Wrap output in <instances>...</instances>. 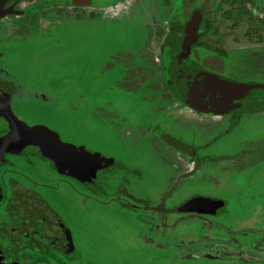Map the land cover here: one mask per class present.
<instances>
[{
	"label": "rangeland",
	"instance_id": "1",
	"mask_svg": "<svg viewBox=\"0 0 264 264\" xmlns=\"http://www.w3.org/2000/svg\"><path fill=\"white\" fill-rule=\"evenodd\" d=\"M20 1L24 8L35 6V11L21 18L12 17L6 24L0 23V84H5L8 102L23 121L53 137L71 142L87 139L86 147L109 162L105 169L97 171L93 182L86 183L89 191H93L89 194L99 197L105 215L116 213L119 226L137 224V218L121 205L130 203V195L141 199L137 204L143 203L144 199L146 204L158 200L155 195L167 181V168L162 158L172 147L169 144L174 136L172 131L180 129L171 124L170 110H167L166 116L156 118L150 116L148 110L154 103L152 97L158 98L161 94L160 44L170 26L175 31L192 4L189 0H184V3L182 0H96L99 12L96 17H90L87 16V7L56 6L50 3L53 0ZM193 1L196 7L202 9L204 17L214 19L218 24V33L231 32L233 40L226 39L223 43L225 48H258L256 34L262 31L257 29L256 20L264 24V0H259L261 4L258 0L248 1L243 5L244 9H233L235 11L226 20L220 16L221 13H214L218 0ZM229 8L224 6V9ZM238 9L245 10V14H236ZM261 15L263 20H259ZM30 20L35 24L27 25ZM9 26L12 27L11 32L6 31ZM20 30L27 32L23 37L25 40L16 36ZM164 58L167 63V55ZM250 59L252 62L248 66L243 65L247 62L246 55L234 56L229 68L241 73L237 74L239 76L255 75L264 66V58L261 66L258 57ZM263 75L257 80L263 79ZM121 84L131 85L125 90ZM138 85L141 87H136ZM254 94L259 96L260 90H253L251 98ZM103 105L110 110L105 114L115 115L116 119L112 120L114 130L100 129L99 124L104 120L101 114ZM159 108L154 110L159 111ZM140 120L144 126L146 124L145 130L141 129ZM131 125L130 135L122 142L120 132L131 129ZM144 132L160 144L170 146L166 151L158 150L156 153L145 136L142 137ZM210 133L205 132L199 142H212L218 136ZM196 146L199 158L228 157L240 147L251 149L248 150L249 157L264 155V122L259 125L256 118L247 119L240 131L219 138L216 147L210 150L212 152L201 153L199 145ZM187 147L190 149L191 146ZM239 160L237 156L236 163ZM255 172L261 175L260 180L263 181L253 182L255 173L243 169L224 176L220 188H212L207 177L202 179L196 175L192 180L175 185L171 198H163L164 201L169 200L168 207L173 208L195 195L228 201L226 219L220 215L215 218L226 228H221L219 234L228 241L232 238L237 243L246 242V246L241 248L229 245L231 248L227 250L223 249V244L211 246L212 243H209V247L202 248L195 255L186 254L184 262L212 264L203 263L206 258L227 262L237 260L235 264H264V246H254L255 236L264 225V165ZM155 188L158 190L156 193L153 192ZM70 207L76 210L74 205ZM99 224L93 222L88 225V236H97L94 240L96 246H88L86 250L89 264H145V260L158 258L159 253L153 250L154 246L149 243L139 245L130 233L133 232L131 227L128 229L130 232L118 233L114 232L115 229L112 231L111 226L109 230L106 224ZM195 246L181 247L191 250ZM261 248L262 251L257 250ZM201 254L208 257H201Z\"/></svg>",
	"mask_w": 264,
	"mask_h": 264
},
{
	"label": "flooded vegetation",
	"instance_id": "2",
	"mask_svg": "<svg viewBox=\"0 0 264 264\" xmlns=\"http://www.w3.org/2000/svg\"><path fill=\"white\" fill-rule=\"evenodd\" d=\"M55 1L60 2L56 3ZM63 1L65 2L64 4L62 0H53L50 3L61 7H74L75 5L82 8L87 7L89 9L87 16L90 17H96L99 12L97 10L99 3L96 0H89V2L84 0ZM33 11H35V6L24 8L21 6L20 0H0V23L6 24L7 21L10 22L12 17L21 18L33 13ZM222 18L224 19V17ZM261 19L263 20V15L259 18V20ZM206 20H208L209 25L207 32H205L204 27V24L207 23ZM256 21L258 23L257 29L262 31V33L256 34L258 48L256 50L247 48L228 49L223 46V43H225L226 39L231 38V32H227L228 34L218 33L219 26L214 22V19L210 20L208 17L203 16L197 31L189 32V36H186L190 43L185 57L181 60V64L183 66H199L236 84H264V77L261 80H257L264 74V71H261L264 70V66L257 70V77H255L256 74H242V76H239L237 74L241 73L229 68L232 58L237 55L240 57L247 56V62L243 65L249 66V62H252L250 58L255 56L259 58L260 66L262 65V58H264V24L258 20ZM33 24L35 22L30 20L27 25ZM185 24L186 17L184 15V18L177 24V27H180L178 29H183ZM11 28L9 26L6 31L11 32ZM180 30L175 29V31H172L170 26L168 34H166L160 44L159 69L161 74L159 83L161 84V94L158 98L151 96L155 106L150 105L148 108L149 112H151L150 116L153 118L166 116L167 110H170L172 113L171 124L180 128L172 131L174 133L173 140L172 143L171 141L169 142L172 147L169 148V153H164V158H162L167 168V181H165L163 189L159 190V194L155 195L158 198L157 201L146 204L147 200L145 201L144 199V204H137L136 202L140 203L141 199L135 195H130V203L121 205L125 207L126 212L138 220L137 224L129 225V227H126V223L122 226L117 224L118 217L116 213H112L110 216L105 215L101 209L102 201L96 194H89V192L93 191H89L86 186V183L93 182V177L97 174V171L105 169L109 162L105 161L106 163H104V160L101 159L100 168L81 177H78V175L72 176L66 170L58 169L53 160L43 156L39 148L31 143L28 134L36 132L45 136L51 146L74 153L97 156V152L86 147L87 139L85 138H82L79 142L60 139V137H53L34 127V125H29L27 121H23L21 119L22 116L18 115L13 105L8 102L5 84H0V264H89L86 259V250L88 246H96L94 240L97 237L96 235L89 237L87 234L88 225L93 222L97 223V225H100L99 222L101 225L104 223L109 230L111 226L112 231L115 229L114 232L118 233H126L125 231L131 227L133 232L129 230L128 232L134 235L139 245L141 243L143 245L149 243L154 246L153 250L159 253L158 258L145 260L143 262L145 264H198L197 261L184 262V256L188 253L195 255L202 248L209 247L211 245L209 243H212L211 246L223 244L222 247L225 250L230 249V246H240V248L246 246V242L237 243L230 237L228 241L227 238L225 239L219 234L222 232L221 228L223 230H226V228L223 225L221 226V222H218L215 218L217 219L220 215L219 217L226 219L227 209H225V206L228 201L208 197L221 201L222 205L216 207L214 214L206 215L196 212H175V209L180 204L191 197L200 195L191 196L174 208L172 206L168 207L169 200H163L166 196L171 198L175 185H178L180 181L187 182L196 175H198L197 177H202V179L207 177L212 188H220L222 181H224V176H228V174L233 172L238 173L243 169L255 173V178L252 179L253 182L263 181L260 180L261 175L255 171L264 165V155L258 154L249 157L248 150L250 151L251 149L240 147L228 157L221 155L199 158L200 153L196 144L199 145L201 153L205 151L212 152L210 150L216 147L215 143L219 138L224 135L232 136L237 131H240L247 119L256 118L259 125H261L264 122V107L254 112L240 113L235 118L226 113L200 111L184 103L172 85L173 83L168 81L167 71L164 66L166 61L164 56L168 55L169 61L168 53L171 46L179 36L183 35ZM26 34L27 32L20 30L16 36L25 40L23 37ZM28 34L30 38L31 35L30 33ZM177 35L179 36L175 39ZM229 54L234 56L231 57ZM249 71L253 70L250 69ZM118 73L121 75L120 72ZM121 85H123L125 90H128L131 84ZM254 90H260V95L254 94V98H251L252 90L246 94L247 98L236 100L235 103L261 102L262 106H264V90L260 88ZM153 94L156 95L155 93ZM155 102H159V104ZM106 106H101V114L104 120L99 126L103 130H114L115 126L112 120L116 118L113 113L105 114L106 111H110L105 109ZM155 107H160L159 111L157 109L154 110ZM8 111L11 113L8 114ZM139 122L141 129L145 130L146 124L144 126L141 120ZM129 127L131 129H123L120 132L122 142L130 135L133 125ZM207 131L218 136L212 142L204 140V143L201 144L199 138L203 134L205 136ZM145 132L147 133L148 131ZM145 132L142 137L145 136L156 153L158 150L164 152L170 146L167 143L160 144V141H155L154 137L148 136ZM245 139L247 140L248 138ZM187 146H191L190 149H187ZM237 156L240 157L239 163H236ZM248 157L251 159H248ZM215 181L216 183L214 184L213 182ZM147 186L150 190V184ZM156 191L158 190L155 188L153 192L156 193ZM164 192L167 194H164ZM55 198L58 199L55 201ZM70 205H74L76 210H71ZM221 212L223 213L219 214ZM261 227L262 229L255 236L254 241L256 244L254 246H264V241L262 240L264 239V225ZM80 228L81 231L79 232ZM112 231L111 234H113ZM204 244L207 245L205 246ZM189 245L197 246L191 250L181 247ZM235 255L237 256V253ZM203 256L208 257L201 254V257ZM210 258L212 259L213 257L210 256ZM236 262L237 260L227 262L221 259L206 260L205 258L203 263L235 264Z\"/></svg>",
	"mask_w": 264,
	"mask_h": 264
},
{
	"label": "water",
	"instance_id": "3",
	"mask_svg": "<svg viewBox=\"0 0 264 264\" xmlns=\"http://www.w3.org/2000/svg\"><path fill=\"white\" fill-rule=\"evenodd\" d=\"M189 43L185 35L176 39L170 52L167 70L168 81L173 83L184 103L200 111L226 113L235 118L240 113H250L264 107L261 102L235 103L236 100L247 98L246 94L254 89L264 90V84H236L199 66H183L181 60L188 51ZM28 138L43 156L53 160L58 169L66 170L72 176H85L101 167V159L92 154L74 153L51 146L45 136L36 132L28 134ZM218 205H222L221 201L196 196L180 204L175 212L211 215ZM257 250L262 251V248Z\"/></svg>",
	"mask_w": 264,
	"mask_h": 264
},
{
	"label": "trees",
	"instance_id": "4",
	"mask_svg": "<svg viewBox=\"0 0 264 264\" xmlns=\"http://www.w3.org/2000/svg\"><path fill=\"white\" fill-rule=\"evenodd\" d=\"M190 3L192 4L191 7H189V12L187 13V15L185 16L186 17V24L184 25L183 29H178V27L176 26V30H180V33L185 35V36H189V32H195L197 31V27L199 25V23L201 22L202 20V17H203V13H202V9L199 8V7H196L195 6V2L193 0H189ZM248 1H251V0H220L215 6H214V13H221V17H224V18H228L230 17L233 12L235 10L233 9H236V8H243V5L247 4ZM182 2L184 3V0H182ZM258 3H260V1L258 0ZM261 4V3H260ZM225 5H228L230 8L229 9H224L223 7ZM257 8V7H256ZM261 8V7H260ZM244 9V8H243ZM245 10H242V9H238V11L236 12V14L238 15H244ZM206 17V16H205ZM206 24H204V27H205V32H207L208 30V20H206ZM187 27H188V30H187ZM180 28V27H179ZM179 34V35H181ZM177 35L175 37V39L179 36ZM189 38V37H188ZM176 41V40H175ZM174 41V42H175ZM173 45L171 46L170 50H169V61H167V63L164 62V66H165V70L167 71L168 70V66H169V62H170V52H171V49H172ZM168 56V55H167ZM168 59V58H167Z\"/></svg>",
	"mask_w": 264,
	"mask_h": 264
}]
</instances>
